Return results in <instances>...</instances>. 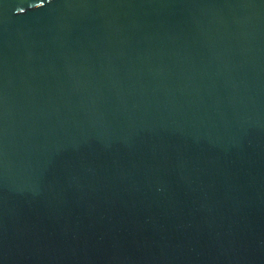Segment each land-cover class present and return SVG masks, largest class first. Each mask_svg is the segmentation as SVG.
I'll use <instances>...</instances> for the list:
<instances>
[{"label":"water","instance_id":"obj_1","mask_svg":"<svg viewBox=\"0 0 264 264\" xmlns=\"http://www.w3.org/2000/svg\"><path fill=\"white\" fill-rule=\"evenodd\" d=\"M0 264H264V0H0Z\"/></svg>","mask_w":264,"mask_h":264}]
</instances>
